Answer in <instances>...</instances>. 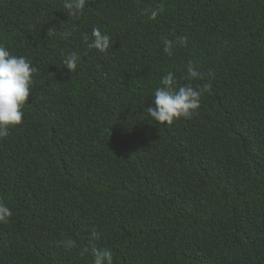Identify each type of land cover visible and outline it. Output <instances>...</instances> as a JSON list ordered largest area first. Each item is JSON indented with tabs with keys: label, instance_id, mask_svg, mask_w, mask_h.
Instances as JSON below:
<instances>
[{
	"label": "trees",
	"instance_id": "16d2710c",
	"mask_svg": "<svg viewBox=\"0 0 264 264\" xmlns=\"http://www.w3.org/2000/svg\"><path fill=\"white\" fill-rule=\"evenodd\" d=\"M97 27L107 55L82 39ZM0 46L39 71L0 141V264H93V245L114 264H264V0H88L79 19L0 0ZM169 73L211 85L171 127L147 114Z\"/></svg>",
	"mask_w": 264,
	"mask_h": 264
},
{
	"label": "clouds",
	"instance_id": "9594fccd",
	"mask_svg": "<svg viewBox=\"0 0 264 264\" xmlns=\"http://www.w3.org/2000/svg\"><path fill=\"white\" fill-rule=\"evenodd\" d=\"M88 0H63V9L67 16L72 19L82 17ZM162 10H153L150 19L156 21ZM147 15V13H145ZM52 31L49 32V35ZM71 35H65V39ZM84 43L88 45V51L93 49L107 55L112 47L111 38L101 30L93 28L92 39L87 35L82 37ZM163 50L171 57L174 49L187 47V37L177 39L173 42L170 39H162ZM80 56L76 53L68 55L64 59V67L72 74L77 71ZM199 66L189 63L187 66L188 81L204 79L203 74L198 71ZM39 75L37 68L26 58H17L3 46H0V141L6 140L10 135V129L16 128L23 123L24 108L29 103L32 96L33 77ZM162 87L154 93V106L147 110L148 116L159 125L171 127L176 121L181 119L191 120L194 113L201 107V99L205 93H211V85L205 84L200 88H193L189 83L186 86L176 87L177 81L172 73H169L161 81ZM13 213L0 201V224H7ZM92 239H98V235L93 232ZM58 248L67 252H72L77 248L76 241L71 238L63 239ZM91 252L94 258L93 264H114L113 253L109 250H99L94 245L84 247L81 255Z\"/></svg>",
	"mask_w": 264,
	"mask_h": 264
}]
</instances>
